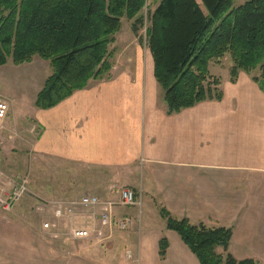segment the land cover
Instances as JSON below:
<instances>
[{
	"label": "crops",
	"instance_id": "1",
	"mask_svg": "<svg viewBox=\"0 0 264 264\" xmlns=\"http://www.w3.org/2000/svg\"><path fill=\"white\" fill-rule=\"evenodd\" d=\"M131 34L119 47L116 38L109 77L91 80L51 109L36 107L49 77L46 71L33 102L17 103L15 98L22 74L46 64L40 57L0 67V94L11 101L0 131L8 136L0 137V148L23 134L17 142L25 149L22 162L28 166L20 175L27 174L31 183V193L11 214L5 217L0 211L6 228L0 232V264H200L178 233L167 228L162 209L193 225L231 229L228 249L218 247L217 253L264 264L260 84L244 72L232 83L229 74L221 80L222 100L168 115L152 54ZM26 122L33 123L37 134H31V126L21 131ZM4 155L7 161L17 159L9 152ZM121 188L136 191L142 207L137 216L134 208L120 209L118 215L140 222L103 244L53 239L42 229L45 218L33 210L36 199L106 195L111 200ZM164 238L169 247L162 260L159 243Z\"/></svg>",
	"mask_w": 264,
	"mask_h": 264
},
{
	"label": "trees",
	"instance_id": "2",
	"mask_svg": "<svg viewBox=\"0 0 264 264\" xmlns=\"http://www.w3.org/2000/svg\"><path fill=\"white\" fill-rule=\"evenodd\" d=\"M149 1L0 0V67L31 63L35 57L50 62L52 74L36 107L54 108L91 80L109 77L112 46L126 19L152 54L168 115L222 100V81L211 74L210 64L227 56L232 83L241 72H259L253 79L264 91V0L239 5L240 0H160L152 10ZM161 216L200 264H258L217 253L218 247L228 249L231 229L193 225L166 209ZM168 247L162 239V260Z\"/></svg>",
	"mask_w": 264,
	"mask_h": 264
},
{
	"label": "built area",
	"instance_id": "3",
	"mask_svg": "<svg viewBox=\"0 0 264 264\" xmlns=\"http://www.w3.org/2000/svg\"><path fill=\"white\" fill-rule=\"evenodd\" d=\"M10 108L11 101L0 94V131L5 127ZM29 186L28 175L10 176L0 170V211L5 217L31 193ZM141 207L142 199L136 191L131 188H121L111 200L95 195H85L68 201L36 199L34 212L45 218L42 229L53 239L92 240L97 244H103L111 241L118 233L130 232L140 222L136 217L119 216L120 209ZM79 221L83 225L79 226Z\"/></svg>",
	"mask_w": 264,
	"mask_h": 264
},
{
	"label": "rangeland",
	"instance_id": "4",
	"mask_svg": "<svg viewBox=\"0 0 264 264\" xmlns=\"http://www.w3.org/2000/svg\"><path fill=\"white\" fill-rule=\"evenodd\" d=\"M159 1L160 0H150L149 1V5H150L151 10L155 9V7L157 5V2H159ZM245 1L246 0H240L237 4L238 5L239 4H243ZM146 13H147V10L146 11L144 10V14H146ZM131 26H132V22L131 21H128L126 19L122 20V28L120 30L119 35L117 34V36H116L117 40H119L118 41L119 42L118 43V47L120 46V44H122V42L126 43V42L129 41V39H131V36H132V34H131L132 33ZM141 33L144 35V31H142ZM136 39L137 40H136L135 43L140 45L141 43H140L139 39L137 37H136ZM114 48H116V47H114V45H113L112 46V50ZM144 48H145V46H144ZM40 60H42L43 62H46V64H43L42 66H40L38 64H35V65H33L31 67L32 72H27L28 74L27 73L22 74L24 79L21 76V78H20L21 79L20 82H22L20 84L21 89H20V91H18L17 97H15L16 100L18 101L17 103L26 102L27 104H30V102H33V100H35L36 93H37L40 85L43 83L42 79L45 76L44 72L46 71V75H48V76H50L52 74L51 68H50V62L45 61L43 59H40ZM231 67H232V62L230 60V57L227 56L223 60H221L220 63L212 62L210 70H211V74L213 76L218 75L216 77H218V78H220L222 80V77L225 78V77H227L230 74ZM259 75H260L259 72H255L254 74H252V77H259ZM11 125L13 126L12 122H11ZM22 126L23 127L21 128V131H23V130L27 131V129L31 126L32 129L29 128L32 131L31 134L32 135L37 134V128L33 126V123L30 124V123L26 122ZM5 131H3V132H5ZM3 132H1L0 137L8 136L6 134V132L4 134H3ZM20 135L23 136V134H21V133H20ZM21 136L19 138H15L16 140L14 141V143L13 142L9 143L5 147L0 148V153H1L0 154V170L5 172L6 174H10V175L17 174V175H20V174H22V173L27 171L26 170V166H28V162L27 163L26 162H22V160H23L22 158L25 156L24 155L25 149L23 147H20L19 143L17 142V141H19V139H21ZM6 152L14 154L17 157V159L15 158L13 162L5 160L4 157L6 155H4V154ZM20 176H22V175H20ZM30 186H29V189H30ZM97 196L100 197V198H104V199H110L111 198V196L108 197L106 195H104V196L97 195ZM21 201L19 203H21ZM34 208H33V210H34ZM143 210H144V207H143ZM139 213H140V209L139 208H134L133 214L137 216ZM145 215H147L146 211H145ZM148 216L152 220H154V216L155 215L151 216V215L148 214ZM156 216H159V213H156ZM142 217L144 218V215ZM1 228L6 229L0 223V232H4ZM124 256H125V253H124Z\"/></svg>",
	"mask_w": 264,
	"mask_h": 264
}]
</instances>
